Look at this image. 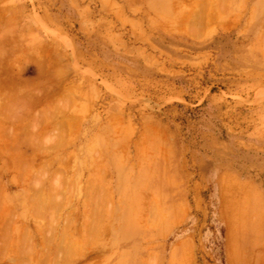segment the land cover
Segmentation results:
<instances>
[{
	"label": "rangeland",
	"instance_id": "rangeland-1",
	"mask_svg": "<svg viewBox=\"0 0 264 264\" xmlns=\"http://www.w3.org/2000/svg\"><path fill=\"white\" fill-rule=\"evenodd\" d=\"M237 256L264 264V0H0V264Z\"/></svg>",
	"mask_w": 264,
	"mask_h": 264
},
{
	"label": "bare ground",
	"instance_id": "bare-ground-1",
	"mask_svg": "<svg viewBox=\"0 0 264 264\" xmlns=\"http://www.w3.org/2000/svg\"><path fill=\"white\" fill-rule=\"evenodd\" d=\"M229 234H230V233H229ZM233 245L235 246V247L233 246L235 249H232V248H231V249L237 251L236 246H238V244H237V245L233 244ZM228 248H229V247H228ZM228 248H227V249H228ZM231 249H230V250H231ZM240 249H241V248H240ZM175 251H176V250H175ZM236 251H234V252H236ZM240 251H241V250H240ZM228 252H229V251H228ZM232 252H233V251H230V254H231ZM234 252L232 253V255L234 254ZM230 254H229V255H230ZM229 255H227V258L230 257ZM232 255H231V256H232ZM233 257H234V256H233ZM238 257L240 258L241 256H237L236 259H237ZM239 258L236 260L237 262L234 261L235 264H242V263H243V261L240 260L241 258H240V259H239ZM231 259H232V258H231ZM233 259L235 260V258H233ZM228 260H229V259H228ZM238 261H239V262H238ZM232 262H233V261H231V264H232ZM228 263H229V262H228ZM244 263H245V262H244ZM229 264H230V263H229ZM233 264H234V263H233Z\"/></svg>",
	"mask_w": 264,
	"mask_h": 264
}]
</instances>
